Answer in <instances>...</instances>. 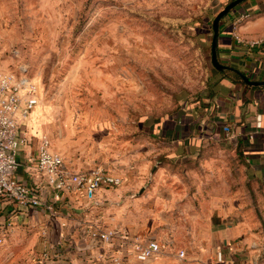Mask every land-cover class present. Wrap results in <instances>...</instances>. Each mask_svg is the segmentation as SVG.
<instances>
[{"label": "rangeland", "instance_id": "1", "mask_svg": "<svg viewBox=\"0 0 264 264\" xmlns=\"http://www.w3.org/2000/svg\"><path fill=\"white\" fill-rule=\"evenodd\" d=\"M232 1L0 0V72L38 88L31 133L46 135L67 168L115 162L127 173L123 188L138 196L147 189L134 212L147 213L152 237L184 221L174 205L183 201H168L169 194L204 198L206 209L211 196L231 194L242 203L256 194L260 200L243 202L254 210L243 220L264 242V184H246L243 169L216 164L203 152L158 163L176 148L152 136L182 115L185 101L209 95L213 22ZM64 236L65 244L53 245L43 233L13 232L0 245V264H112Z\"/></svg>", "mask_w": 264, "mask_h": 264}, {"label": "crops", "instance_id": "2", "mask_svg": "<svg viewBox=\"0 0 264 264\" xmlns=\"http://www.w3.org/2000/svg\"><path fill=\"white\" fill-rule=\"evenodd\" d=\"M243 15L248 17L242 18ZM221 26L217 56L222 69L214 66L213 84L202 102L183 103V113L173 128L186 134L174 139L175 134L169 129L162 128L158 133L170 138L169 141H161L171 142L176 148L172 155L169 152L159 155L158 163L173 157L180 159L187 153L199 155L205 147H200V144L209 141L212 145L203 150V158L216 164L223 161L229 168L236 165L238 169H243L246 184H264V0L242 3L228 14ZM252 43L256 45L252 47ZM238 74L243 75L244 84ZM245 78L258 85L248 84ZM187 119L190 125L185 123ZM31 122L27 128L31 142L19 153L20 168L16 177L32 187L45 204L54 206L55 211L48 213L43 207L28 209L1 204L0 224L11 223V233H43L49 238L43 239V242L49 240L53 245L64 243L67 237L64 234H70L75 242H82V248L89 256H101L108 250L95 245L87 235L88 230L113 224L132 235L155 238L162 245L161 258L144 264H264L263 235H257L243 220L250 215V211H254L243 202L260 200L259 195L242 196L239 198L242 203H233L231 194L224 199L210 195V206L206 209L200 203L204 198L169 194L168 201H177L178 198L183 201L179 206L174 205L184 221L168 224L164 233H156L157 238L152 237L144 224L147 213L134 212L138 206L141 207L143 199L149 197V192L141 188L138 196L129 193L127 189L130 188H123L128 183L127 173H120L113 166L115 162L105 169L124 179L121 187L99 191L96 201L89 200L84 193L75 192L56 199V193L31 162L39 142V136L31 133ZM198 139L201 143L197 148ZM93 168L89 165L69 169L80 172ZM136 175L137 170H132L131 177ZM190 249L194 250L192 257ZM183 250L187 254L181 259L179 253ZM134 263L131 260L129 264Z\"/></svg>", "mask_w": 264, "mask_h": 264}, {"label": "built area", "instance_id": "3", "mask_svg": "<svg viewBox=\"0 0 264 264\" xmlns=\"http://www.w3.org/2000/svg\"><path fill=\"white\" fill-rule=\"evenodd\" d=\"M255 45L252 43L251 46ZM38 102L35 84L17 74L0 72V205L14 204L28 209L43 207L48 213H54V206L45 204L32 187L16 177L20 168L19 153L31 142L27 128ZM38 140L37 152L31 162L56 193V199L75 192L84 193L89 200L96 201L99 191L115 189L124 184L121 176L104 167L72 172L67 168L63 156L52 150L51 141L46 135ZM11 226V223L0 224V245L12 232ZM87 235L95 245L108 250L99 257L105 258L107 255L112 264H129L131 260L143 264L158 260L163 254L162 245L155 238L132 235L120 229L95 226L88 230ZM184 256L183 252L179 253L180 258Z\"/></svg>", "mask_w": 264, "mask_h": 264}, {"label": "water", "instance_id": "4", "mask_svg": "<svg viewBox=\"0 0 264 264\" xmlns=\"http://www.w3.org/2000/svg\"><path fill=\"white\" fill-rule=\"evenodd\" d=\"M248 0H234L232 1L214 20L213 22V28H214V38H213V44H212V63L213 65L218 68V69H222L221 64L218 61L217 58V52H216V48H217V37H218V33H219V26H220V22L221 20L227 16L232 10H234L235 8H237L239 5H241L242 3L246 2ZM246 82L248 84L251 85H258V83L256 82H250L248 79H246Z\"/></svg>", "mask_w": 264, "mask_h": 264}, {"label": "trees", "instance_id": "5", "mask_svg": "<svg viewBox=\"0 0 264 264\" xmlns=\"http://www.w3.org/2000/svg\"><path fill=\"white\" fill-rule=\"evenodd\" d=\"M228 17V15L227 16H225L222 20H221V22H220V26H219V33H218V37H217V41H218V38H219V35H220V29H221V25H222V23L226 20V18ZM212 33H213V38H214V29H213V31H212ZM213 40V39H212ZM216 52H218L217 51V48H216ZM217 58H218V56H217ZM216 70V68H214V71ZM239 75V80L241 81V83L242 84H244V77H243V75H241V74H238ZM202 101H203V99H201ZM200 101V100H199ZM182 109V107L180 108V110ZM181 118V116L179 115V113L175 116V115H173L170 119H172L171 121V123H169V124H167L166 126H165V128H166V130L167 129H169V131L170 132H174V134H175V137H174V139H178V138H180V135H182V134H184L185 132H179L178 130H176V129H174L173 128V126L175 125V124H178V122H179V119ZM189 119H187L186 121H185V123L186 124H188V125H190L189 124V121H188ZM167 120H165L164 122H166ZM182 122H184V120H181ZM193 124H194V122H193ZM163 127L162 126H156L155 127V129H154V131L152 132V136L153 137H158L159 139H165V140H167V141H169V139L170 138H168L167 136H161V135H158V133L161 131V129H162ZM188 130H190L189 128H188ZM188 130H187V134L189 133L188 132ZM186 134V133H185ZM207 147H204L203 149H202V151L201 152H203V150H205Z\"/></svg>", "mask_w": 264, "mask_h": 264}]
</instances>
